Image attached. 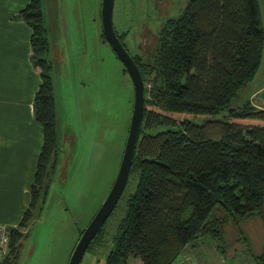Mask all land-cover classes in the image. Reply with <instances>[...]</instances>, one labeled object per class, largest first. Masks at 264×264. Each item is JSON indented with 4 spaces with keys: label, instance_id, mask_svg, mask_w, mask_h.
<instances>
[{
    "label": "trees",
    "instance_id": "trees-1",
    "mask_svg": "<svg viewBox=\"0 0 264 264\" xmlns=\"http://www.w3.org/2000/svg\"><path fill=\"white\" fill-rule=\"evenodd\" d=\"M15 18L31 29L30 61L40 78L32 113L42 144L29 203L10 231L2 264H17L25 237L21 230L44 204L58 150L41 0H29ZM113 30L130 54L127 30ZM99 36L106 43L102 32ZM150 38L143 36L137 44L146 45ZM263 44L257 0H188L178 16L161 23L153 47L143 56L134 45L130 57L143 82L142 118L128 173L135 185L104 264H127L129 259L172 264L202 238L220 254L225 227L249 218L259 221L264 234V108L249 101L258 92H244L259 69ZM219 114L220 120L209 119ZM177 116L185 119L176 123ZM191 117L209 120L196 124ZM241 241L253 263L264 264V240L258 255L246 237Z\"/></svg>",
    "mask_w": 264,
    "mask_h": 264
},
{
    "label": "rangeland",
    "instance_id": "rangeland-1",
    "mask_svg": "<svg viewBox=\"0 0 264 264\" xmlns=\"http://www.w3.org/2000/svg\"><path fill=\"white\" fill-rule=\"evenodd\" d=\"M101 0H41L47 59L55 89L57 165L38 213L22 230L17 264H67L77 232L83 230L105 199L116 176L132 110V84L110 47L100 39ZM188 0H113L112 26L127 30L129 53L143 36H151L167 18L178 16ZM264 35V0H257ZM135 45V46H134ZM264 82L262 59L245 94ZM251 105L264 108L255 94ZM222 114L210 117L220 120ZM185 117H174L176 123ZM206 117H191L200 124ZM135 179H127L99 237L84 251L79 264H104L112 247L115 225L122 218ZM223 253L207 238L186 247L172 264H254L241 241L246 237L258 255L264 240L259 221L249 218L225 227ZM127 264H140L129 259Z\"/></svg>",
    "mask_w": 264,
    "mask_h": 264
},
{
    "label": "crops",
    "instance_id": "crops-1",
    "mask_svg": "<svg viewBox=\"0 0 264 264\" xmlns=\"http://www.w3.org/2000/svg\"><path fill=\"white\" fill-rule=\"evenodd\" d=\"M28 2L0 0V225L12 229L28 206L42 144L32 113L40 78L30 61L31 29L15 18Z\"/></svg>",
    "mask_w": 264,
    "mask_h": 264
},
{
    "label": "water",
    "instance_id": "water-1",
    "mask_svg": "<svg viewBox=\"0 0 264 264\" xmlns=\"http://www.w3.org/2000/svg\"><path fill=\"white\" fill-rule=\"evenodd\" d=\"M113 0L100 1V26L102 35L112 50L115 57L123 66L132 84V110L127 131V136L122 151L120 163L113 183L105 199L94 213L88 224L82 230L77 242L75 243L67 264H79L81 257L88 244L97 234L109 214L115 207L126 184L133 152L139 134L140 122L143 110V82L138 69L131 57L121 45L116 37L112 26ZM259 100L264 103V87L257 93Z\"/></svg>",
    "mask_w": 264,
    "mask_h": 264
},
{
    "label": "built area",
    "instance_id": "built-area-1",
    "mask_svg": "<svg viewBox=\"0 0 264 264\" xmlns=\"http://www.w3.org/2000/svg\"><path fill=\"white\" fill-rule=\"evenodd\" d=\"M11 229L7 226L0 225V264L8 257Z\"/></svg>",
    "mask_w": 264,
    "mask_h": 264
},
{
    "label": "flooded vegetation",
    "instance_id": "flooded-vegetation-1",
    "mask_svg": "<svg viewBox=\"0 0 264 264\" xmlns=\"http://www.w3.org/2000/svg\"><path fill=\"white\" fill-rule=\"evenodd\" d=\"M150 47V43H147L146 45H144L143 43H138L136 45V50L141 52V55L143 56L146 52V50H148ZM128 53V52H127ZM130 56V54H129ZM132 59V58H131ZM127 74V73H126Z\"/></svg>",
    "mask_w": 264,
    "mask_h": 264
}]
</instances>
